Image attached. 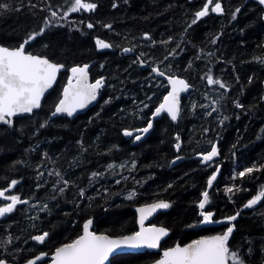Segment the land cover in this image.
I'll use <instances>...</instances> for the list:
<instances>
[{
    "label": "trees",
    "instance_id": "obj_1",
    "mask_svg": "<svg viewBox=\"0 0 264 264\" xmlns=\"http://www.w3.org/2000/svg\"><path fill=\"white\" fill-rule=\"evenodd\" d=\"M85 2L97 7L72 12L74 0H0L7 5L0 7L1 44L17 47L41 33L27 51L68 67L93 62L91 74L106 83L86 113L51 119L63 73L39 110L11 125L0 123V191L15 180L12 194L27 201L0 217V259L19 264L41 251L50 254L76 238L88 218L99 232H135L134 207L164 198L170 207L154 222L171 234L161 248L118 254L110 264H146L177 241L223 234L229 226V250L243 264L263 263L264 198L244 205L264 191V6L258 0H213L224 14L197 19L206 0ZM97 40L110 47L99 48ZM126 48L193 86L178 122L164 115L138 144L123 132L148 123L167 84ZM210 73L231 90L209 87ZM213 147L218 154L211 161L198 158ZM179 154L186 159L176 162ZM250 167L258 170L239 176ZM212 175L216 180L208 187ZM205 191L209 203L202 210ZM207 211L213 218L205 223L201 212ZM44 231L49 239L35 243L32 236Z\"/></svg>",
    "mask_w": 264,
    "mask_h": 264
},
{
    "label": "snow or ice",
    "instance_id": "obj_2",
    "mask_svg": "<svg viewBox=\"0 0 264 264\" xmlns=\"http://www.w3.org/2000/svg\"><path fill=\"white\" fill-rule=\"evenodd\" d=\"M259 3L264 5V0H259ZM212 4L213 0H206L203 9L196 13V18L199 19L207 16L209 14V5ZM0 7H7V5H0ZM96 7L95 3L85 2V0H74L71 11H92ZM211 11L221 13L223 11L221 3L216 2ZM236 11L239 12V9H236ZM52 15L55 16L56 13L53 12ZM192 23H196V19ZM87 27L92 28L93 25L89 23ZM107 27H110V25ZM40 34L36 33L35 36L29 37V40L35 39ZM29 40H26L24 44H27ZM96 43L102 49L110 47L108 43L101 40H97ZM24 44L13 50L7 47H0V123L11 125L13 117L20 114L32 113L34 109H38L41 106V99L44 93L52 86L57 73L63 67V65L52 63L46 58L26 53ZM124 51L127 52L130 49H125ZM87 68L88 66L85 65L71 69L76 79V84L72 85L71 81H69V88L72 91L70 93L69 89L64 90V98L55 106L52 116L63 113L72 116L77 109L86 107L87 103L96 99L97 90L102 87L103 82L102 80H97L93 84L87 83ZM159 74L164 75L162 72ZM170 80L173 85L172 91L168 96L164 97V103L155 110V114L160 115L166 112L175 121L179 114V93L187 90L188 85L183 80L172 78ZM207 82L209 85L218 84L222 88L225 87L223 83L219 80H214L211 76L207 77ZM237 106L242 107L239 104ZM151 127L152 123L149 122L147 127L138 129L137 131L147 133ZM124 135L132 136L133 133L125 131ZM140 139L141 136H135V140ZM176 147L178 149L179 144ZM217 154L216 148L213 147L209 153L203 156V160L206 162L211 161ZM109 167H112V165H109ZM256 170L258 169L255 167L246 168L239 173V176L244 177L247 173H252ZM95 175L97 173H93V176ZM215 180L216 175H212L207 181L208 187H211ZM16 183L17 181L15 180L11 181L12 186H15ZM65 184H67V181H65ZM5 191H0V197L10 201V203L0 207V217L13 212L18 204L27 203V201L21 200L17 195L6 196ZM226 191L231 193L233 192V188L230 187ZM81 194L83 195V192ZM262 198H264V191H261L259 195L250 199L244 207H251L261 201ZM208 203L209 193L205 191L202 193L199 208L205 209ZM168 207V203L159 201L140 208L141 230L121 239H110L108 236L96 235L90 232L89 228L92 221L88 220L83 225V235L55 250L53 264H104L109 254L121 246L157 248L160 239L167 235V230L162 227L144 228L143 222L146 215H150L157 209H167ZM201 215L205 223L212 222V212H201ZM238 215L239 213L226 219L231 222L236 220ZM232 232L233 226H229L223 234L195 240L184 247L177 245L175 248L165 251L163 253L164 259L159 261L158 264H229L230 260L232 264H243V260L238 254L231 252L227 246ZM47 235L48 233H43L33 237V239L43 243ZM45 255L47 254L37 255L28 264H37V261L41 260ZM0 264H5V262L0 261Z\"/></svg>",
    "mask_w": 264,
    "mask_h": 264
},
{
    "label": "water",
    "instance_id": "obj_3",
    "mask_svg": "<svg viewBox=\"0 0 264 264\" xmlns=\"http://www.w3.org/2000/svg\"><path fill=\"white\" fill-rule=\"evenodd\" d=\"M258 1H259V0H258ZM221 5H222V4H221ZM210 6H211V5H209V10H210ZM263 6H264V5H263ZM222 8H223V5H222ZM216 14H217V15H223V14H224V9H223V11H222L221 13H216ZM30 37H32V36H30ZM26 40H29V38L25 39L21 44H24V42H25ZM30 41H31V40H29V42H30ZM29 42H28V43H29ZM28 43H27V44H28ZM21 44H20V45H21ZM27 44H24V47H25V51H26V53H30V54H32V55L39 56V57H41V58H46V59H48L50 62L55 63V64H57V65H63V67H62V68L60 69V71L57 73V75H56V79H55V81L53 82L52 86H51V87H50V88L44 93V95H43V97H42V99H41V106H42L43 101H44L46 95H47V94H48V93H49V92L55 87V85L57 84V81H58V78H59V74H60V72L66 70L67 68H66V66H65L63 63L55 62V61L51 60V59H50L48 56H46V55H41V54H38V53H31V52L27 51V50H26V46H27ZM20 45H19V46H20ZM19 46H17V47H9V46H7V45H4V44H1V43H0V47H7V48H9L10 50L16 49V48H18ZM85 65L88 66V68H87V77H88V79H87V83H89V84H93V83H95L97 80H101L100 78H98L97 80H94V81H91V79H90L89 69H90V67L93 65V62L84 63V64H82V65H75V66H73V67H83V66H85ZM73 67H71V68L69 69L70 72H71V69H72ZM71 74H72V72H71ZM72 75H73V74H72ZM170 78H172V79H178V80H183V81H185V82L187 83V85H188L187 90L182 91V92L179 93V97H178V100H179V114H178V118H177V120H175V121H173V120L171 119L170 115L167 114L166 112L161 113L160 115H156V114H155V110H156V109H157L162 103H164V97H165V96H168V94L172 91V87H173V85H172V83H171ZM168 81H169V90H168L167 93L164 95V97H163L162 100L159 102V104L155 107V109L153 110V112H152V114H151V116H150V119H149V121H148V123H149V122L152 123V127L149 129V131H148L147 133H143V132H139V131H137L138 129H142V128L147 127L148 123H147L145 126H142V127H138V128H135V129H125V130H124L123 133H125V131H129V132H132V133H133L132 136H126V135H125L127 138H132V137H134L133 144H138L139 142L145 140V139L148 137V135L152 132V130H153V128H154V125H155V121L158 120V119H160V118H162L164 115L168 116V117L170 118V120L172 121V123H177V122H178V119H179V116H180V111H181V108H182V100H183V97H184L185 95H186V96L189 95L190 91L193 89V86L190 84V82H189L185 77L180 76V75L168 76ZM102 82H103L102 87H100V88L97 90V96H96V99L93 100V101H91V102H89V103H87L86 107H84V108H82V109H77V111H76L72 116H68L66 113H63V114H57L56 116H52V112H53L54 109H55V107H54L53 111H52L51 114H50V118L53 119V118H55V117H59V116H67V117L70 118V119H74V118L77 117L78 115L83 114V113H86L91 107L95 106V105L98 103L99 98H100V96H101V90L103 89V87H104L105 84H106L105 81H102ZM71 83H72V85H75V84H76V79H75V77L73 78V80H71ZM263 87H264V80H263ZM65 89H69V92L71 93L72 89L69 88V82L66 83V84L64 85L63 90H62L61 97H60V99L58 100V102L56 103V105L59 103V101H60L61 99L64 98V90H65ZM56 105H55V106H56ZM41 106H40L38 109H34L32 113H25V114L17 115V116H15V117H13L12 120H14V118H16V117L32 115L35 111L39 110V109L41 108ZM2 124H4V123H2ZM136 135L141 136V139H140V140H135V136H136ZM177 150H178V151L180 150V145H179V148H178ZM184 159H185V156L179 154L178 157H177V159H176V162L183 161ZM159 201H164V202L168 203V204H169V207H170V202H169V200L164 199V198H160V199H156V200H153V201H150V202H146V203H143V204H139V205H136V206L134 207L135 212H136V217H137V224H138V229H137L135 232L141 230V224H140V215H141V214H140V212H139V209L142 208V207H145L146 205H150V204H153V203H156V202H159ZM169 207H168L167 209H157L156 211L152 212L150 215H146V216H145V219H144V222H143V227H144V228H151V227H157V228H160V227H162V228H164V229L167 230V235L163 236V237L160 239L159 246H158L157 248H150V247H147V246L140 247V248H131V247H128V246H121V247H119V248L114 249V250L109 254V256H108L107 260H105L104 264H110L111 261H112V258H113L114 256L118 255V254H124V253H141V252H145V251H158V250L161 248L162 243H163V242L169 237V235L171 234V229H169V227H167V226H165V225L155 223V222H153V220L157 217V215H158L159 213L164 212V211H167V210L169 209ZM88 220H91V221H92V224H91V226H90V228H89V231H90V232H93V233H95L96 235H104V236H108L110 239H121V238H123V237H125V236H130V235H132V234L135 233V232H132V233H128V234L111 235V234H109V233H107V232H99V231H97V230L94 229V220H93V218H88V219H86V220L82 223V231H81V233H80L76 238H74L73 240H75V239H77L79 236L83 235V225H84ZM43 233H48V235H47V237L45 238V240H44L43 243H40V242H38V241H36V240L33 239V237L38 236V235H41V234H43ZM214 235H220V234H209V235L201 236V237H198V238L192 239V240H190V241H188V242H186V243H180L179 241H177V242H176L175 244H173L172 246H169V247H167V248L162 249V250H161V255H160V257H158L157 259H155V260H153V261H151V262H149V263H146V264H158L159 261H161L162 259H164L163 253H164L165 251L171 249V248H175L177 245H179L180 247H184V246H186V245L192 243V242L195 241V240L203 239V238H205V237H210V236H214ZM49 236H50L49 231H44V232H42V233H36V234H34V235L32 236V240H33L35 243L39 244V245H43V244L49 239ZM73 240H72V241H73ZM72 241H69V242H66V243H71ZM66 243H63V244L59 245L58 247H56V248L54 249V251H53L52 253H50V254L47 253L46 251H41V252L37 253L36 255L30 257L28 260H26V261H24V262H22V263H19V264H28V262H29L30 260L35 259L36 256H37V255H40V254H47V255L43 256L41 260L37 261V264H41V263L45 262L46 260H47V262H46L45 264H53L54 256H55V250H56L57 248L63 246V245L66 244ZM0 261H4L5 264H15V263H12V262H10V261H8V260H6V259H0ZM229 264H230V261H229ZM260 264H264V262H263V263H260Z\"/></svg>",
    "mask_w": 264,
    "mask_h": 264
},
{
    "label": "flooded vegetation",
    "instance_id": "obj_4",
    "mask_svg": "<svg viewBox=\"0 0 264 264\" xmlns=\"http://www.w3.org/2000/svg\"><path fill=\"white\" fill-rule=\"evenodd\" d=\"M213 5L214 4H212L211 6H210V10H209V13L210 12H212L211 11V9H212V7H213ZM214 13V12H213ZM216 14V13H215ZM127 49V48H126ZM128 55H131V56H133V55H135V56H137L138 57V59L140 60V64H141V66L143 67V68H145V69H147V70H149L150 71V73L151 74H153V75H160L159 73H161V69L155 64H151V63H145L144 61H142L140 58H139V56H138V54L133 50V49H130V51H127L126 52ZM60 63V62H59ZM82 65V64H81ZM66 66V65H65ZM73 66H75V65H73ZM73 66H71V67H73ZM71 67H68V66H66V70H64V71H61L60 72V74H59V78H60V76L63 74V73H65L66 74V81H65V83H64V85L66 84V83H68L69 81H71V80H73V78H74V76L71 74V72H70V68ZM92 67V66H91ZM91 67H90V69H89V73H90V79H91V81H94V80H97L98 78H100L102 81H104V79H103V77H101V76H99V77H93V75L91 74ZM163 73V72H162ZM160 76H162L163 78H164V80L166 81V84H167V90H166V92H165V94L167 93V91L169 90V81H168V76H175V75H173V74H165L164 73V75H160ZM59 78H58V81H59ZM58 81H57V83H58ZM57 85V84H56ZM55 85V86H56ZM64 85H63V87H64ZM63 87H62V89H61V94H62V90H63ZM54 89V88H53ZM226 89H229L227 86H226ZM60 97H61V95H60ZM60 99V98H59ZM129 139H131L132 141H134V137H132V138H129ZM198 158H201V159H203V156H199ZM185 159H186V156H185ZM184 159V160H185ZM153 222H154V220H153Z\"/></svg>",
    "mask_w": 264,
    "mask_h": 264
},
{
    "label": "rangeland",
    "instance_id": "obj_5",
    "mask_svg": "<svg viewBox=\"0 0 264 264\" xmlns=\"http://www.w3.org/2000/svg\"><path fill=\"white\" fill-rule=\"evenodd\" d=\"M214 6V5H213ZM203 9V8H202ZM168 42H170V41H168ZM162 43H166V42H162ZM208 76H211L214 80H219L221 83H223L225 86H226V84L222 81V80H220L219 78H216L214 75H213V73H210ZM207 76V77H208ZM206 84L207 85H209L208 84V82H207V78H206ZM212 86H216V89L217 88H222V87H220L218 84H213V85H209V87H212ZM229 88V87H228ZM228 91H230L231 89L229 88V89H227ZM165 95V94H164ZM164 97V96H163ZM13 187L14 186H10L9 188H6L5 190H7V191H5V190H3V191H5V195L7 196V195H14V194H12V189H13ZM3 201H5V202H3V203H0V207H3V206H6V204L7 203H10V201H7V200H5L3 197H0Z\"/></svg>",
    "mask_w": 264,
    "mask_h": 264
}]
</instances>
